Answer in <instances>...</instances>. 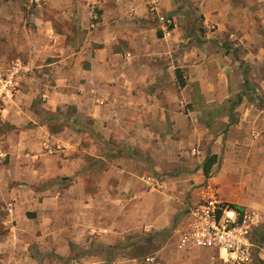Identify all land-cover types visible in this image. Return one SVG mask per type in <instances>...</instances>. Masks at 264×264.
<instances>
[{
	"label": "crops",
	"instance_id": "obj_1",
	"mask_svg": "<svg viewBox=\"0 0 264 264\" xmlns=\"http://www.w3.org/2000/svg\"><path fill=\"white\" fill-rule=\"evenodd\" d=\"M0 1V31L11 32L23 11L13 0ZM65 2L71 7L56 6L48 11L55 19L41 14L38 23L54 30L55 20L72 16L89 34L76 40L70 56L38 64L53 65L54 73L33 71V60L18 76V68L3 72L16 65L12 60L0 59V79L11 76L19 87L12 97L0 90V227L7 231L0 236L1 264H155L118 253L146 233L174 230L198 186L233 187L225 177L236 170L252 173L250 193L227 188V201L264 207L255 194L261 189L264 199V106L255 101L259 90L239 89L247 82L240 66L254 74L256 64L264 68L257 61L263 55L238 57V45L231 44L238 40L249 48L250 22L243 29L236 11L216 9L213 19L205 14L207 44L189 43V32L176 23L174 0ZM65 64L77 72L65 75ZM21 81L27 85L20 88ZM99 96L103 101L96 105ZM36 99L51 115L71 109L76 126L52 132L35 110ZM84 117L92 120L89 128L80 123ZM114 143L139 154L111 155ZM191 154L199 155L198 169L187 173L194 165L184 155ZM220 155L221 170L210 178L206 159ZM147 161L152 167H145ZM173 168H181L178 178L161 179ZM250 210L263 226L264 214ZM173 241L180 257L175 264H189L199 250L211 260L208 250L179 248L174 234Z\"/></svg>",
	"mask_w": 264,
	"mask_h": 264
},
{
	"label": "rangeland",
	"instance_id": "obj_2",
	"mask_svg": "<svg viewBox=\"0 0 264 264\" xmlns=\"http://www.w3.org/2000/svg\"><path fill=\"white\" fill-rule=\"evenodd\" d=\"M203 1L205 2L203 3ZM13 2L16 8L22 9L24 15L21 17H15L16 22L11 32L6 31L5 29L0 31V59L1 61H5L6 59L10 61L12 60L16 64H11L9 67H3V72L14 67L18 68V71L16 72L17 74L15 75L19 76L20 74H25L27 72L23 70V63L36 60L38 62H32V69H34L33 71H43L44 73L51 75L52 72L54 73L55 71L53 65L50 68H39L38 64L42 65L44 63H50L54 60L70 56L74 51L77 50L75 46L77 44L78 38L84 40L88 37V30L78 25L72 16L69 18H64V22L55 20L54 30L51 29V26L46 28L38 23V20L41 18V14H43V18L45 19H55V17L48 11L56 8V6H62L63 8L71 7L70 3H66L65 0H57V2H55V0H13ZM56 3H59V5H56ZM1 6L4 7L2 1H0V7ZM174 6V16L176 18V23L180 26H183L185 31L189 32V43L199 42L207 44L208 40L205 39L206 32L205 29L202 28L206 19L205 14L208 16V18L211 17L213 19L214 14L217 12L216 9L227 7L233 11H236L235 13L239 26H243V29H245L247 22H250V25L246 28V31H249V36H251V38H249L250 40L248 41L249 48H246L245 45L239 43L238 40L232 42V45H238L234 47L235 49L233 48V50H236L235 54L238 57H242L244 53H247L248 56L251 53V55L249 57L247 56L246 58L248 60H250V58H255L254 56H256V54L257 56L260 54L263 55L262 60L260 61L257 58L255 59H257V61L260 63L264 62V0H174ZM125 7L130 8L128 4ZM210 30L214 31V28L211 27ZM256 35L260 36L256 37ZM209 41L214 42L218 40H215V38H210ZM217 47L219 46H215L214 49ZM227 47L230 48V46ZM228 48H226V50H228ZM65 68H68L65 69L68 70L64 72L65 75L72 76L73 73L77 72L74 67H68L66 64ZM263 70L264 68L257 64L254 74H251L252 69H250V67H244V65H241L239 70L240 74H245V77H247V82H242L239 89L242 91L245 89H253L255 91L259 90L261 95L256 97L255 101L258 105L262 106H264V79L262 80L261 77L258 76L257 72H259L260 75H264ZM23 85L27 84L26 82L21 81L19 85L20 88H22ZM234 99H236V97H234ZM100 100L103 101L101 96L95 99L96 105H100ZM34 105L37 114H39L43 120H46L49 123L50 130L52 132H59L63 129V127L70 128V125L72 126V124H74V127L76 126V123L73 121H77L78 119L75 120V118H73V116H75L74 114L76 113L71 111V109L67 111L58 110L53 113V115H51L42 107V101L40 99H36ZM80 123L84 126V128H89V125L92 124V120L89 117H84L81 119ZM110 151L112 153L111 155H121L122 153L127 154L134 151L138 153V151L135 149L126 146L124 147L122 143L112 144V146H110ZM198 156L199 155L192 154L184 155V161L194 165L191 166L192 168H190V170H187V173H189V171L194 173L198 169L196 168V166H198ZM224 158L225 155H220L219 157L217 156L215 161L218 165L214 170L211 169L209 173L210 175H208L210 178L217 176L218 172L221 170ZM229 158L236 159L238 156L229 155ZM247 158L250 157L247 155ZM149 166L152 167L151 162L147 161L145 167ZM179 169L181 170V168H173L170 171H167L166 174H168V177L165 174L161 176V179L169 180L178 178L180 175L179 172H182V170L180 171ZM251 175L252 173L246 169V172H243V174H239L236 170L233 175L226 176L225 178H230L234 181V186L226 187V185L220 183L221 189L223 188L222 194L224 199L227 200L224 194V191H226L227 188L229 192H234L236 195L249 194L250 192L248 189V182L252 181L250 178ZM254 182L258 186L257 188H259L260 185L258 179L254 180ZM258 190L259 193H255L259 198L257 200L264 201L262 190ZM248 208L256 209L261 214H264V207ZM3 215L4 211L0 210V218H2ZM6 232L5 226H1L0 236H3L6 234ZM254 239L260 248L258 251L260 254H262L264 252V225L260 226L257 231H255ZM173 244L174 241L172 227L171 229L159 232L146 233L142 236H139L136 242H128V244L124 243V247H121V250L118 254H123L128 258H137L138 261L143 263H150L146 261L147 257L154 256L156 259L152 263L175 264V260L180 259V257L177 256ZM208 251L213 254L212 250ZM199 252V254H195V256H198L195 257L193 261L190 263L187 261L186 263L212 264L210 256L205 257V255H203L205 252L204 250H199ZM73 253L74 256H79L78 250H74ZM116 254L117 251L112 252L109 259L115 258ZM181 261L182 260L178 262L181 263ZM64 264L73 263L71 261H66ZM260 264H264L263 259L261 260Z\"/></svg>",
	"mask_w": 264,
	"mask_h": 264
},
{
	"label": "built area",
	"instance_id": "obj_3",
	"mask_svg": "<svg viewBox=\"0 0 264 264\" xmlns=\"http://www.w3.org/2000/svg\"><path fill=\"white\" fill-rule=\"evenodd\" d=\"M0 85L9 97L18 90L11 76L1 78ZM261 224L259 213L225 200L219 185L206 182L184 203L173 234L179 248L212 250L213 263L260 264L263 258L254 234Z\"/></svg>",
	"mask_w": 264,
	"mask_h": 264
},
{
	"label": "trees",
	"instance_id": "obj_4",
	"mask_svg": "<svg viewBox=\"0 0 264 264\" xmlns=\"http://www.w3.org/2000/svg\"><path fill=\"white\" fill-rule=\"evenodd\" d=\"M215 158L216 157L210 156L206 159V162L204 165V171H205L206 175L209 174L210 168H211L212 164L215 162Z\"/></svg>",
	"mask_w": 264,
	"mask_h": 264
}]
</instances>
